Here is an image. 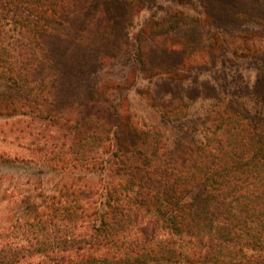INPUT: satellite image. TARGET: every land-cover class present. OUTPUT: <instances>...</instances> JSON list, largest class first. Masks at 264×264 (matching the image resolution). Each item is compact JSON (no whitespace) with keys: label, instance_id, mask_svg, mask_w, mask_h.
<instances>
[{"label":"trees","instance_id":"16d2710c","mask_svg":"<svg viewBox=\"0 0 264 264\" xmlns=\"http://www.w3.org/2000/svg\"><path fill=\"white\" fill-rule=\"evenodd\" d=\"M164 1L0 0V116L25 137L63 130L51 154L64 173L97 167L109 145L101 165L118 179L34 200L0 240V264H264V131L246 100L264 107V0H192L198 16ZM243 64L254 78L202 130L182 122ZM140 78L182 122L171 135L122 110Z\"/></svg>","mask_w":264,"mask_h":264},{"label":"rangeland","instance_id":"374dc122","mask_svg":"<svg viewBox=\"0 0 264 264\" xmlns=\"http://www.w3.org/2000/svg\"><path fill=\"white\" fill-rule=\"evenodd\" d=\"M165 2V1H164ZM164 6H174V4L191 16H198L196 6L192 0H168ZM153 13L161 15L158 9L154 11L142 12L136 20L135 30L139 31L146 27V24ZM244 72L237 73L233 71V77L225 80L222 73L216 74L221 82L227 83L216 99L198 98L191 102L188 107V120L193 125L194 122L199 127H204V121L209 112L224 106L228 98L236 93L235 82L240 83L247 81L250 77L254 78L251 67L243 64ZM247 68V69H246ZM119 68L112 70V73L118 74ZM234 78V79H233ZM164 77L155 79L162 82ZM155 82L136 80V84L127 92V98L123 102L122 110L132 115L134 122L139 126L158 125L166 129L168 136L171 135L173 126L182 125V122H176L173 118H168L162 111V97L153 89ZM233 86V87H232ZM6 82L0 80V92L6 90ZM147 89H151L152 97H148ZM239 94V93H238ZM247 107L253 110L257 117V123L261 131H264V107L256 103L255 100L248 98ZM18 119H6L0 116V154L5 153L12 156L13 161L3 162L0 160V240L11 238L15 234L12 224H18L21 219L32 216L35 213L36 202H46V197L52 194H60L62 185L68 181L77 184L90 182L100 187L105 186L108 182L118 180L113 171L103 170L101 165L106 159V151L109 145L100 151L104 154L97 155L95 159L97 167H80L72 172L64 173L56 169V159L51 152L66 142L65 132L60 130L54 122L44 123L46 132L43 137H25L20 132L21 129L17 123ZM194 121V122H193ZM35 128V124L33 125ZM53 153V152H52ZM52 155V156H51ZM59 155H56L57 160ZM95 168V169H94ZM46 198V199H45Z\"/></svg>","mask_w":264,"mask_h":264}]
</instances>
